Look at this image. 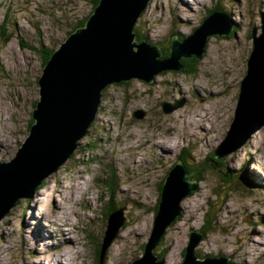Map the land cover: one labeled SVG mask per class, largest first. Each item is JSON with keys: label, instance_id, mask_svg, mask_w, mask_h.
<instances>
[{"label": "rangeland", "instance_id": "rangeland-1", "mask_svg": "<svg viewBox=\"0 0 264 264\" xmlns=\"http://www.w3.org/2000/svg\"><path fill=\"white\" fill-rule=\"evenodd\" d=\"M93 2L0 0V163L15 158L29 135L46 53L89 18ZM215 9L237 26L209 37L196 73L108 86L77 151L30 205L20 199L0 221V264H131L143 256L168 172L183 154L189 165L211 161L230 129L264 0H150L135 27L167 52L173 37L186 39ZM164 103L182 105L164 113ZM217 163L181 200V220L155 249L159 261L166 251L163 264H182L191 231L202 230L209 231L195 248L199 259L264 264V126ZM113 207L124 208L125 222L101 263Z\"/></svg>", "mask_w": 264, "mask_h": 264}, {"label": "water", "instance_id": "water-1", "mask_svg": "<svg viewBox=\"0 0 264 264\" xmlns=\"http://www.w3.org/2000/svg\"><path fill=\"white\" fill-rule=\"evenodd\" d=\"M150 0H99L84 27L69 35L56 49L39 79L40 97L32 113L34 123L15 158L0 163V221L21 199L30 205L40 185L57 172L77 151L95 121L102 95L111 84L133 79L154 81L164 71L178 73L182 60L203 58L211 36H229L234 23L216 10L184 40L173 37L170 55L162 58L159 47L136 40L135 27ZM261 33L252 32V50L247 72L240 84L238 102L230 129L215 156L221 159L239 149L264 126V12ZM182 104H163L170 113ZM144 112L135 113L142 118ZM181 161L167 174L154 226L143 256L131 264H163L155 253L167 227L181 212L180 202L197 189ZM123 209L110 214L101 245L102 262L124 225ZM203 233L191 231L182 264H230L229 259H199L195 248Z\"/></svg>", "mask_w": 264, "mask_h": 264}, {"label": "trees", "instance_id": "trees-1", "mask_svg": "<svg viewBox=\"0 0 264 264\" xmlns=\"http://www.w3.org/2000/svg\"><path fill=\"white\" fill-rule=\"evenodd\" d=\"M94 4H93V11H94V9L96 8V6L98 5V3H99V0H94V2H93ZM217 9H215V10H212V14L216 11ZM93 11H92V13H93ZM225 13V12H224ZM229 16V15H228ZM90 17V16H89ZM230 17V16H229ZM86 21H87V19L86 20H84V21H82L77 27H75L74 28V30L72 31V32H70L69 33V35L70 34H72L73 32H75L77 29H79V28H82V27H84L85 26V24H86ZM237 25H234V29H235V27H236ZM135 32H136V40L138 41V42H142V41H145V38L143 37V36H140L139 35V33H138V31H137V28H135ZM177 37V36H176ZM179 40H181L180 38H179ZM182 41V40H181ZM159 48H160V50L162 51V58H166V57H168L169 55H170V47L168 48V51L167 52H165V50H163L162 49V47H160L159 46ZM55 50H50V52H48V53H46V57L44 58V67H45V65L47 64V62H48V60L50 59V57H51V55L53 54V52H54ZM197 63H198V61L193 57V58H191V59H183L182 60V64H183V68H182V70H185L186 69V73H188V74H194V73H196V66H197ZM108 88H106L105 90H107ZM104 90V91H105ZM36 105L34 104V107H35ZM34 123V120H32V122L30 123V125H29V130H30V128H31V126H32V124ZM181 155H182V153H181ZM188 156V155H187ZM213 156V155H212ZM186 156H185V154H183L182 156H180V158H179V161H181V163L182 164H184L185 165V167L188 169V171H189V173H192V174H194L195 176H196V178L194 179V181L196 182H199V181H201V174H203V172L204 171H206V166L209 164V163H211V162H213V163H215V165H220L219 163H217V158H216V156H215V152H214V156L212 157V159H211V161H205V162H200V163H196V164H194V166L193 165H189L187 162H186ZM213 165V164H212ZM169 173V172H168ZM163 184H164V182L162 183V185H161V192H162V188H163ZM45 185V183L43 182L41 185H40V187L39 188H43V186ZM117 210H119V208L117 209L116 207H113V208H110V210L108 211L109 213H108V217L110 216V214L111 213H113V212H115V211H117ZM181 217H182V215L180 216V217H178V219L175 221V223H177L178 221H180L181 220ZM211 224H214V221L213 220H210V221H208V225H210L211 226ZM211 228V227H210ZM206 231H209V230H202L201 232L202 233H204V235L207 233ZM101 245H102V243H101ZM101 245H100V247H99V249H98V251H97V255H98V257H99V259H100V253H101ZM165 253H166V251H164L163 253H161L160 255H159V259L162 261V259L164 260L165 259ZM209 256H207V258H208Z\"/></svg>", "mask_w": 264, "mask_h": 264}, {"label": "bare ground", "instance_id": "bare-ground-1", "mask_svg": "<svg viewBox=\"0 0 264 264\" xmlns=\"http://www.w3.org/2000/svg\"><path fill=\"white\" fill-rule=\"evenodd\" d=\"M184 200H185V199H184ZM184 200H183V201H184ZM183 201H182V202H183ZM181 210H182V209H181ZM181 212H182V211H181ZM181 212H180V214H181ZM180 214H179V216H180ZM179 216H178V217H179ZM178 217L176 218V220L178 219ZM44 219H45V218H44ZM176 220H175V221H176ZM68 221H71V220H68ZM67 255H68V254H67L65 251H61V252H60V256H61L62 259H65V256H67ZM55 262H56L55 260H52L50 263L54 264ZM102 262H103V261H102ZM102 262H101V263H102ZM162 263H163V261H162Z\"/></svg>", "mask_w": 264, "mask_h": 264}]
</instances>
